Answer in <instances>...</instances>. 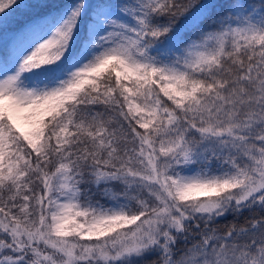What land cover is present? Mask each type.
<instances>
[{
    "label": "snow or ice",
    "instance_id": "obj_1",
    "mask_svg": "<svg viewBox=\"0 0 264 264\" xmlns=\"http://www.w3.org/2000/svg\"><path fill=\"white\" fill-rule=\"evenodd\" d=\"M0 264H264V0H0Z\"/></svg>",
    "mask_w": 264,
    "mask_h": 264
},
{
    "label": "trees",
    "instance_id": "obj_2",
    "mask_svg": "<svg viewBox=\"0 0 264 264\" xmlns=\"http://www.w3.org/2000/svg\"><path fill=\"white\" fill-rule=\"evenodd\" d=\"M221 223H224V221H221Z\"/></svg>",
    "mask_w": 264,
    "mask_h": 264
}]
</instances>
